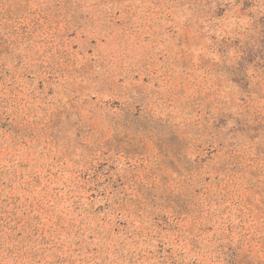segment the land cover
I'll return each mask as SVG.
<instances>
[{
  "label": "rangeland",
  "instance_id": "rangeland-1",
  "mask_svg": "<svg viewBox=\"0 0 264 264\" xmlns=\"http://www.w3.org/2000/svg\"><path fill=\"white\" fill-rule=\"evenodd\" d=\"M0 264H264V0H0Z\"/></svg>",
  "mask_w": 264,
  "mask_h": 264
}]
</instances>
